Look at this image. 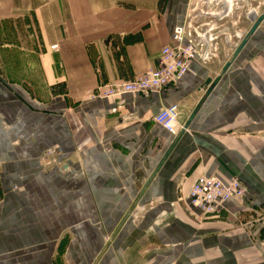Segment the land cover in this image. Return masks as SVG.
<instances>
[{
    "label": "crops",
    "instance_id": "obj_1",
    "mask_svg": "<svg viewBox=\"0 0 264 264\" xmlns=\"http://www.w3.org/2000/svg\"><path fill=\"white\" fill-rule=\"evenodd\" d=\"M192 4L0 0V264H264V22L222 74L256 9L165 90L93 97L156 69ZM200 175L248 194L204 217Z\"/></svg>",
    "mask_w": 264,
    "mask_h": 264
},
{
    "label": "built area",
    "instance_id": "obj_2",
    "mask_svg": "<svg viewBox=\"0 0 264 264\" xmlns=\"http://www.w3.org/2000/svg\"><path fill=\"white\" fill-rule=\"evenodd\" d=\"M212 40L213 37L207 33H199L189 24L177 26L173 30L170 44L161 51L156 69L133 80L102 85L93 97L115 99L126 94L149 96L161 92L182 79L190 71L196 57L205 62L212 58ZM52 49L57 50L58 46H53ZM179 118V105L173 104L163 108L154 120L167 132L177 136L184 129ZM54 153V150H49L46 156ZM247 194L246 186L238 179L234 178L226 183L216 177L200 175L193 183L188 199L204 217L215 218L223 211L225 202L230 199H245Z\"/></svg>",
    "mask_w": 264,
    "mask_h": 264
},
{
    "label": "rangeland",
    "instance_id": "obj_3",
    "mask_svg": "<svg viewBox=\"0 0 264 264\" xmlns=\"http://www.w3.org/2000/svg\"><path fill=\"white\" fill-rule=\"evenodd\" d=\"M252 9H256L259 15L264 13V0H196L187 24L199 33L212 34L215 43L225 45L231 41V45L236 46L248 32L250 24L246 16ZM220 50L223 52L217 47V53Z\"/></svg>",
    "mask_w": 264,
    "mask_h": 264
},
{
    "label": "water",
    "instance_id": "obj_4",
    "mask_svg": "<svg viewBox=\"0 0 264 264\" xmlns=\"http://www.w3.org/2000/svg\"><path fill=\"white\" fill-rule=\"evenodd\" d=\"M252 20V27L249 30V32L246 34L245 38L243 39V41L241 42L240 46L235 50L232 60L227 62L222 70V74L226 73L227 70L230 68V66L232 65V62L236 59V57L239 55V53L242 51V49L247 45V43L249 42V39L255 34V32L260 28L261 24L264 22V13L260 14V15H256V17L253 14V17H251ZM222 76L217 77L215 80H212L211 78L207 79L205 82V86H210L212 84V86L216 85L218 83V81L221 79ZM211 90V88H210ZM209 90V91H210ZM208 91V93H209ZM195 112L192 114L191 118L189 119V121H191L194 118ZM187 125L186 127H184V129L181 131L179 137L185 132V130L187 129ZM178 137V139H179ZM177 139V140H178Z\"/></svg>",
    "mask_w": 264,
    "mask_h": 264
}]
</instances>
